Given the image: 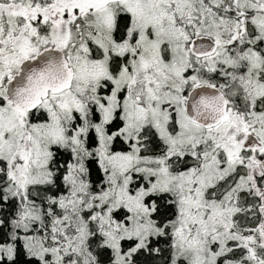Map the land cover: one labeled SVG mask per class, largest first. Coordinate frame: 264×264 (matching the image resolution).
Masks as SVG:
<instances>
[{"label": "snow or ice", "instance_id": "1", "mask_svg": "<svg viewBox=\"0 0 264 264\" xmlns=\"http://www.w3.org/2000/svg\"><path fill=\"white\" fill-rule=\"evenodd\" d=\"M0 264H264V0H0Z\"/></svg>", "mask_w": 264, "mask_h": 264}]
</instances>
